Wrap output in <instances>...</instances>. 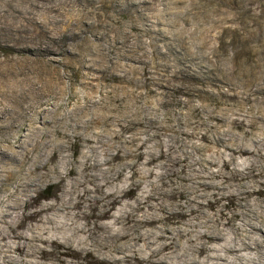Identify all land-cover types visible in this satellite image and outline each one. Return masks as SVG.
Instances as JSON below:
<instances>
[{
    "label": "rangeland",
    "instance_id": "rangeland-1",
    "mask_svg": "<svg viewBox=\"0 0 264 264\" xmlns=\"http://www.w3.org/2000/svg\"><path fill=\"white\" fill-rule=\"evenodd\" d=\"M4 109L18 118L0 129V150L11 158L17 140L31 136L25 159L32 156L34 185L2 225L1 249L15 241L16 254L36 247L43 262L106 264L102 247L80 249L60 221L69 232L113 225L157 182L167 149L191 151L172 158L182 160L167 177L172 184L196 158L212 161L205 172L222 169L234 184L264 188L261 167L252 175L233 163L222 168L231 149L238 163L241 148L264 152V0H0ZM21 174L0 184V210L22 201L14 194ZM235 207L219 204L227 215ZM57 225L43 242L16 236ZM121 264L138 262L122 255Z\"/></svg>",
    "mask_w": 264,
    "mask_h": 264
},
{
    "label": "bare ground",
    "instance_id": "bare-ground-1",
    "mask_svg": "<svg viewBox=\"0 0 264 264\" xmlns=\"http://www.w3.org/2000/svg\"><path fill=\"white\" fill-rule=\"evenodd\" d=\"M7 114L8 109L0 111V129L11 126L16 121V112L11 111L6 118ZM31 145V136L19 138L16 148L9 151L11 158H6L7 155L0 150V184L14 171L22 170L19 184L14 189L15 196L20 193L22 201L18 202L15 198L5 209L0 210V240L7 236L2 233V225L8 223L7 217L12 216L13 209L18 205L24 206L26 197L32 196V156L28 161L25 159V153L30 151ZM231 151L230 157L222 160V168L233 163L234 170L240 175L245 171L252 175L257 167L264 169V152L260 148H241V163H238L234 155L235 150ZM190 152L167 149L166 158L156 173L157 182L153 181L142 196L135 198L134 203L127 204L128 209L119 213L113 225L77 226L69 232L64 227V221H60V232L66 238L75 240L78 247L87 253H93L99 246L102 247L105 250L103 260L106 264H121L122 255L130 256L138 264H264V188L255 190L250 185L234 184L231 179H223L222 169L205 172L204 168L211 165L212 161L202 164L196 158L192 162L188 161L186 167L189 173L181 176L179 183L167 181V177L174 172V167L182 161L172 158L185 159L191 157ZM239 164L243 166L242 169L236 166ZM195 165H199V169H195ZM147 178L149 177L145 179ZM256 182L264 185V179ZM173 191L178 192L177 197L169 195ZM223 199H230L232 205L236 206L230 215L219 208ZM68 201L66 199L64 204L55 208L52 219L57 221L63 217L61 213L68 206ZM232 219L239 222L232 225ZM54 228L49 231L31 228L29 234L19 232L16 236L24 237L30 242L35 239L43 242L51 239V234L57 231L58 225ZM226 230H230V233L227 231L230 236ZM4 247L1 249L0 245V264L64 263L62 259L54 262L37 259L33 253L36 247L26 257L16 254L22 246L15 241L5 243ZM65 264L74 263L67 261Z\"/></svg>",
    "mask_w": 264,
    "mask_h": 264
}]
</instances>
